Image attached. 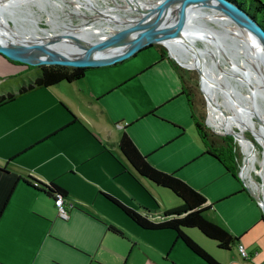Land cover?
Instances as JSON below:
<instances>
[{
    "label": "crops",
    "instance_id": "obj_1",
    "mask_svg": "<svg viewBox=\"0 0 264 264\" xmlns=\"http://www.w3.org/2000/svg\"><path fill=\"white\" fill-rule=\"evenodd\" d=\"M2 57L12 65L23 67V73L32 68ZM165 60H155L124 81H108L96 92L94 105L92 102L88 105L105 120L101 132L91 120L87 121L64 104L68 119H47L46 114L51 107L40 102L30 106L27 116L0 128V147L9 145L8 150L0 155V264H206L176 239L174 231L142 229L105 196L110 194L120 198L121 202L125 200L117 191L105 187L107 181L117 180L120 183L118 186L133 194H129L130 207L136 204L139 211L147 208L164 212L182 204L171 190L139 176L128 164L119 147L123 132L129 134L141 154L154 167L174 173L203 194L209 206L207 219L239 240L229 250H222L215 241L196 229L187 230L191 238L221 264H264V244L257 241L264 230H260V234L255 232L258 227L264 228V215L254 205L258 202L249 196L239 174L234 177L219 160L206 153L197 135L191 107L177 71L174 69L179 83L172 70L159 68ZM123 63L125 61L120 65ZM118 65L95 68L87 75ZM34 78L24 80L20 85ZM73 117L77 120L74 121ZM111 122L123 124L121 135L113 132ZM79 125L91 129L98 146L87 151L75 148L74 152L56 146L41 148L44 150H39L38 162L42 170L36 167L25 170L20 164L19 160L25 155ZM15 132L20 133L18 140L7 141ZM89 165L93 166V170L83 169V183L94 188L95 195L104 190L100 195L118 208L133 225H121L114 221L96 207V201L87 196L74 195L64 187V183L58 182L65 175H79V168ZM126 174L135 180L138 175L148 181L145 186L150 190V196L146 198L138 193L127 176L119 179ZM20 176L33 177L44 183L55 181L65 188L69 192V199L65 201L69 218L59 216L54 198L18 181ZM162 190L171 191L176 196L170 198L171 204L165 208L159 197L163 195ZM243 205L254 207L258 212L246 211ZM211 212L217 216L209 217ZM111 224L121 229L125 236L109 231L108 225ZM244 243L249 249L243 246ZM236 245L246 249L249 254L247 259L239 256Z\"/></svg>",
    "mask_w": 264,
    "mask_h": 264
},
{
    "label": "rangeland",
    "instance_id": "obj_2",
    "mask_svg": "<svg viewBox=\"0 0 264 264\" xmlns=\"http://www.w3.org/2000/svg\"><path fill=\"white\" fill-rule=\"evenodd\" d=\"M79 1L81 3L87 4L86 2H82L83 0H79ZM115 1L121 5L117 9H120V8L121 9L119 11L115 10L116 14L114 15L113 9H109L107 5L111 7H116ZM139 1H141L144 4L149 3V1L151 2V0H139ZM153 1L156 2L158 0H153ZM50 2L51 4L48 5V8L46 6L45 9H47V11L50 13L51 19H53L52 18L53 15H51L53 13L55 15L60 16L59 20H62L63 18H66V17L72 19V23L74 25H79L83 20H87V18H83L80 16V15L82 16L84 15L82 11L79 12L77 10H74L75 8L80 7L78 2L70 3V0H67L66 5H69L70 8L66 7L63 4V6H65L64 9H59L60 7L56 8L53 4V0H51ZM91 2L93 3V1ZM262 2L264 3V0H262ZM94 5L97 6V8L103 13L113 16V20L116 19L120 21V20H123L124 18H129V16H132V15L136 16V14L134 13H130L128 11L123 10V9H126V6L124 8L125 4L122 0H97V2ZM159 5H162V4H159ZM81 7L82 8L80 9L84 10L85 12L88 11L84 8V6H81ZM33 10L37 12L35 16L39 18L38 20L39 26L41 28H50V26L48 25L49 16H47L46 12L39 11L36 6L33 7ZM73 11L79 13L80 15L79 16L75 15L74 13H72ZM86 14L87 16H93V14L91 15L89 11ZM120 15H126V17L124 16L122 17ZM218 20H221V19H218ZM100 21L106 24L105 21L103 20H100ZM213 21L219 22L217 20H213ZM213 21L209 19L207 20V18L205 17V22L207 23V26L206 28H202L201 30L211 35L212 39H216L217 41H219L220 43L218 44L221 46V49L222 50L224 49V51L227 53V55L230 58V61H231L230 64L226 62L223 58H222V61L220 62L221 68L227 71V74H224V73L222 74L226 75L225 84H228L227 89H228L229 98L231 100H234L236 103H238L239 112H241L243 116L246 117V115H248L247 113L248 109L253 110L252 112L253 124L255 125L256 128L264 131V95H263L264 94V72H263L264 70L260 66L258 58L257 59L255 58L257 56L251 54L249 52L250 50H248L246 47L244 48L243 45L240 43L241 41L237 39L233 35V33L227 31L228 30L227 28H225L226 30L221 29ZM85 27H81V28H85ZM88 28H90V30L93 32L99 31L98 27L93 28L90 26H87L85 30H89ZM101 29L103 28H100V30ZM75 32L80 34L79 31H75ZM107 33L109 34L110 30H107ZM199 36L203 37L202 35H199ZM204 38H207L206 34ZM204 38H202L201 40L199 39L197 41L196 45L198 47L205 48L207 43L204 42ZM218 51L220 52V50ZM158 59H160L159 49L156 46L148 47L138 52L134 57L126 60L125 63L121 65L119 63L118 65L119 67H116V68L112 67L110 69L106 68V69H101L99 71L89 73L86 76V78H84L81 81L74 82L71 85L67 83H62L60 86H54V87L46 88V89H38L26 95L18 97L15 102L0 109V128L6 127L10 123V121H14L21 116H27L26 114L29 111L30 106L40 102V103H46L47 105L51 107V110L49 111V113L46 114L47 119H50L51 117H54L55 119L59 117L60 119H62V121L68 119L69 116L67 112L65 111L66 109L64 107V105H68L76 113L83 115L85 117L84 119H86L87 121L91 120V123L96 124V129L99 132H101L102 127L104 126L105 120L103 119L102 116H100L94 111L95 109L93 107L91 108L88 105L89 102H92L94 105L95 99H96V92H98L102 88V86H105L108 81L117 83V82L124 81L125 79H129L132 75H134L136 71H138L139 69H142V67H146V66L153 64L154 61ZM171 59L174 60L177 66H179V68L183 71L182 73L184 74L185 80L187 81V87L191 88L193 101L195 104V109H196L197 114L199 116L204 117L206 125L215 134L221 137L229 136L233 138L232 135L222 134L218 132L217 130H215L210 124L209 125L207 124L209 117H210V110H209V105L207 101L208 91H207V88L204 83L205 81H204L203 84L207 92L206 97H205L204 89L200 81V76H199L198 71L196 70L197 67L194 64L183 63L189 66V67H185V66L180 65L175 59L173 58ZM209 61H210V58H209ZM31 67L32 68L31 70H29V72L23 73L21 69L23 67L12 65L9 62H7L6 59L0 56V93L17 92L19 85L24 80L28 81V79L34 78L38 73V69H37V66H31ZM159 68H169L170 70L173 71L176 80L177 81L179 80L169 60H165ZM220 72L221 71L217 73L220 74ZM239 75H241L242 78L246 79L247 81L241 82L240 81L241 77L240 78L238 77ZM205 78L207 79V82H209L208 80L209 77L205 76ZM236 103L232 101L229 103H225L223 98L219 100L218 105L221 108L222 115L225 118L229 120H235V121L237 120L239 121L243 119V116L240 115L235 110ZM119 125L122 126L123 124H117L115 122H111V128L113 129V132H116L118 135H121L122 134L121 129L123 126L120 127ZM230 127L234 129V126L231 124H230ZM244 134L247 135L251 143L258 149L259 159L256 163V166L258 169H261V162L264 160V144H262L263 142H260V140L257 139L255 132L253 130L248 129L244 132ZM19 135L20 133L18 132L12 133L11 136L7 139V141L14 142L18 140ZM63 142H66V143H63ZM233 142L235 146L234 149L239 158V165L242 167L243 162L245 160V151L243 147L240 145L238 140L234 139ZM98 144L99 143L97 142L96 136L92 134L91 129L87 127L86 125H79V126H75L73 129H71L64 135H62V137L46 145H43L42 147L35 149L36 151L32 153L25 155L23 158L19 160V162L23 166V168H25V170L28 169V167H31V168L36 167L38 170H42L43 167L38 162L39 161L38 154L39 152H41L39 151L41 148L52 149L53 147L56 146L58 148L64 147V148H67L70 152H74L75 148L87 151L95 146H98ZM8 148H9V145L6 146L5 148L0 147V155H3V153L6 152ZM44 149H41V150H44ZM121 158L124 159L122 155H121ZM85 168L88 170H93V166L91 165L87 167H80L79 175H76V176H73L71 174L65 175L64 177L59 178L58 182L60 184L64 183L65 185L64 187H66L70 192L72 191L74 195L87 196L88 198H90L91 201H96V204H95L96 207L101 209L103 213H105L108 217H110L114 221L121 223V225H129V224L133 225V223L129 219H127V217H125V215L118 208L112 206L100 195V192H104V190L98 191V194L95 195V189L83 183V180L81 177H82V174L85 172L83 171V169ZM252 173H254L253 175L258 185L263 187L264 178L261 175H258L256 172H252ZM124 176H127V179L129 178L132 181L138 193L144 196H147L146 198L150 196L151 192L145 186V184H147L148 181L142 179L138 175H137V180H135L132 176H129L128 174L121 176L119 179H122ZM245 182L249 185L247 178ZM242 183L244 184L243 179H242ZM118 185H120V183L117 180L114 182L110 180L106 182L105 187L107 189L117 191V193H119L125 199L124 201L123 200L122 201L125 204L129 205V203H131L129 194L131 195L133 194L129 192L126 188L124 187L122 188ZM162 192H163V195L159 197L161 200V205L165 208L171 204L170 198H176V196L171 191L162 190ZM248 194L250 196V193ZM254 205L256 206L257 210L264 215V211L262 207L259 205V203H254ZM131 207L136 208L137 206L135 204L134 206H131ZM242 207L246 211H252V212L257 211L256 208L251 207L249 205H247L246 207L243 205ZM213 216H217V214L214 212H211V214H209V217H213ZM260 230H264V228L262 227L256 228L255 230L256 234L257 233L260 234L261 233ZM253 236L254 235L252 234L251 237ZM258 240L261 245L264 244V232L260 234V237L257 239V241ZM239 246L240 245H236L238 254L242 259H245L240 254ZM243 246L249 249L248 244L244 243ZM248 257H246V259Z\"/></svg>",
    "mask_w": 264,
    "mask_h": 264
},
{
    "label": "water",
    "instance_id": "obj_3",
    "mask_svg": "<svg viewBox=\"0 0 264 264\" xmlns=\"http://www.w3.org/2000/svg\"><path fill=\"white\" fill-rule=\"evenodd\" d=\"M122 1L125 4L124 6L127 7L123 10L134 13L136 16L132 15L133 17L124 18L120 21L113 20V16L100 11L91 0H83L82 2H86L94 12L93 16L83 15V18H87V20H83L79 25H74L72 19L66 17L58 21L56 19H59L60 16L52 13V18H56V22L50 19L48 24L50 28H39L40 34L34 31L31 34L28 25L16 24L10 17L9 11L5 9L6 6H10L14 7L17 12L25 14V16L26 14L30 15L29 12H25L28 7L22 6L26 1L0 0V55L30 66L61 65L99 68L117 65L134 57L138 52L148 47L162 45L167 49L171 58L175 59L180 65L187 67L173 55L167 42L177 43L182 48L188 47L190 49L191 46L200 48L196 43L202 37L194 35L195 40L191 41L192 43L188 39L191 34H195L198 30L207 26L205 17L200 19L195 13L205 14L212 11L214 14L224 15L230 21V24L236 25L241 31L247 33L250 36L252 48H255V43L261 46L263 53L260 54H263V56L259 55L258 61L264 70V28L234 1L163 0L164 3L159 6L145 5L139 0ZM115 5L116 7L120 6L116 1ZM36 7L39 9V6ZM66 7L70 8L69 5H66ZM84 8L88 9L87 6H84ZM72 13L79 15L75 11ZM100 20L105 21L106 24ZM55 23L60 24L57 25L59 27H54ZM215 23L221 29H225L224 23L226 22ZM109 24L111 26H108ZM84 26H86L83 28L84 30L87 26L103 29L93 33L90 31L80 34L75 32ZM107 30H110L109 34ZM182 30H184L183 35L181 34ZM233 35L238 39L239 35L234 33ZM217 43L220 42L217 41ZM220 52L223 59L230 64V58L224 49H220ZM197 71L203 86L201 72L198 69ZM223 86L228 91L227 86ZM207 124L209 125V122ZM230 135L237 140V132ZM241 170L245 172V160ZM244 184L250 195L264 211V195L257 194L245 181Z\"/></svg>",
    "mask_w": 264,
    "mask_h": 264
},
{
    "label": "trees",
    "instance_id": "obj_4",
    "mask_svg": "<svg viewBox=\"0 0 264 264\" xmlns=\"http://www.w3.org/2000/svg\"><path fill=\"white\" fill-rule=\"evenodd\" d=\"M231 1L239 4L242 9L253 16L264 28V3L262 0ZM154 46L159 49L160 59L169 60L181 79L183 93L188 98L197 135L206 153L219 160L228 172L234 177H237L241 166L239 165V158L234 149V139L229 136L221 137L212 132L206 125L204 117L199 116L196 112L191 88L187 87V81L182 73L183 71L171 59L165 47L162 45ZM17 63L22 64L20 62ZM37 68L38 74L36 78L20 85L17 92L0 93V108L34 90L49 88L60 83H73L82 80L88 72L95 69L91 67H67L61 65H42L37 66ZM73 118L74 121L77 120L75 117ZM119 147L128 164L139 176L150 180L157 186L171 190L181 199L182 204L164 212H155L147 208L139 211L124 204L110 194H105L107 199L142 229L151 231L172 230L176 234V239L181 241L193 254L206 264H221L187 233L189 229H196L208 239L215 241L217 246L222 250H229L239 240L225 228L207 219L206 211L209 209V206L204 195L177 177L174 173H166L154 167L147 160V157L141 154L127 132H123L119 141ZM18 181H22L28 187L55 200L59 197H62L64 201L69 199V192L55 181L44 183L36 178H26L24 176H20ZM108 229L114 234L125 236L124 232L115 225H108Z\"/></svg>",
    "mask_w": 264,
    "mask_h": 264
},
{
    "label": "bare ground",
    "instance_id": "obj_5",
    "mask_svg": "<svg viewBox=\"0 0 264 264\" xmlns=\"http://www.w3.org/2000/svg\"><path fill=\"white\" fill-rule=\"evenodd\" d=\"M25 1H26V3L22 6L28 7V9H26L25 12H29L30 15L26 14V16H25V14L23 15V14L17 12V10H15L14 7H10V6H6L5 9L9 11L10 17L13 19V21L16 24L21 23L23 26H25V24H26V25H28V27H30L31 32H29V33L32 34L34 31V32L40 34V31H38L39 28H41L39 26V21H38L39 18L35 16V14L37 12L33 10V7H35V5H36V6H39V9H38L39 11H41V12L46 11L47 16H49L48 19L50 21V19H51L50 13L45 8H46V6L48 8V5L51 4V2H50L51 0H25ZM64 1L53 0V4L56 8L60 7L59 9H64V7L66 6L67 0H64ZM91 1H93V4H95L97 2V0H91ZM71 2L72 3L78 2L80 7L75 8L74 10H77L79 12L82 11L87 16L86 13L88 11L85 12L84 10L80 9V8H82L81 6H87V8L90 9L87 4L81 3L79 0H70V3ZM163 3H164L163 0H158L156 2L151 0V2L149 1V3H147L145 5L158 6L159 4H163ZM63 4L65 6H63ZM120 6L111 7V6L107 5V7L109 9H113L114 15L116 14L115 10L119 11L121 9V8L117 9ZM124 8H125V6H124ZM88 9H86V10H88ZM89 12L91 15L94 14V12L92 10H89ZM197 13L198 14L195 13V15L198 16V18H200V19H201V17H206L209 20H217V21L223 22V23L226 22V23H224V25H225V28L228 29L227 31L239 35L238 39L241 41L240 43L243 45L244 48L246 47L248 50H250L249 52L251 54L257 56V57H255L256 59L258 58L259 55L263 56V54H260L261 52L263 53L261 46H259L257 43H255L256 49L252 48L251 47L252 45L250 44V36L247 33L241 31L236 25H234L232 23L230 24L229 23L230 21L227 20V17H225L224 15L214 14V13H212V11H208L205 14H203V13L200 14V12H197ZM80 16H82V15H80ZM120 16L126 17V15H120ZM82 17H84V16H82ZM130 17H133V16H129V18ZM218 19H221V20H218ZM57 25H60V24L55 23L54 27H56ZM108 26H110V25H108ZM57 27H59V26H57ZM90 27H92V26H90ZM93 28H95V27L93 26ZM98 28L100 30L101 27H98ZM106 28H108V27L106 26ZM88 29L89 30H84L83 28L80 27L79 32L80 33H86L88 31H90L91 33H93V31H91L90 28H88ZM94 32H99V31H94ZM204 33H205L204 31L198 30L195 34H191L188 37V39L191 42V41L195 40L194 35L196 37L199 35H202L203 36L202 38H204V36L206 34L207 38H204V42H206L207 45L205 46V48H195V47L191 46V48L188 49V47H186V46H185L186 48H182V46L178 45L177 43L174 44V43H168L167 42V44L170 47L173 55H175V57L180 62H182V64L183 63L194 64L198 68V70L201 72L202 81L203 82L205 81L204 83H205V86H206L207 91H208V100L207 101H208L209 110H210V117H209L208 122L215 130H217L218 132H220L222 134H234L235 132H237V134H238L237 140L239 141L240 145L243 147V149L245 151V172L243 175L247 178L249 185L251 186L252 190L261 196L262 194H264V186L262 187V186L258 185V183H257V181L253 175L254 173H252V172H256L258 175H261L264 178V160L261 162V169H258L256 166V163L259 159L258 158V149H257V147H255L251 143V141L249 140L247 135L244 134V132L248 129L253 130L255 132L257 139L260 140V142H263L262 144H264V131L256 128L255 125L253 124V117H252L253 110L248 109V111H247L248 115H246V117H245L241 114V112H239L238 103H236L234 100H231L229 98L228 91L223 86V85L228 86V84H225L226 75H224V74H227V71H225L223 68H221V64H220V62L222 61L223 55L218 50L221 49V46L217 43L216 39H212L211 35H209L207 33L204 34ZM181 34L182 35L184 34V30H182ZM181 45H183V44H181ZM190 45H192V44H190ZM249 45H250V47H249ZM209 58H210V61H209ZM183 65H185V64H183ZM187 67H189V66H187ZM197 68H196V70H197ZM219 71H221L220 74L217 73ZM222 73H224V74H222ZM204 75L209 77V79H208L209 82H207V79L205 78ZM238 77L239 78L241 77V80L239 79L241 82L247 81L246 79L242 78L241 75H239ZM205 86L203 84V88L205 89V95H206L207 92H206ZM231 88H233V87H231ZM221 98H223L225 103H229L231 101L236 103L235 104V110L240 115L243 116V119L239 120V121L238 120L235 121V120H229V119L225 118L222 115L221 108L218 105L219 100ZM230 124L234 126V129L230 127Z\"/></svg>",
    "mask_w": 264,
    "mask_h": 264
},
{
    "label": "built area",
    "instance_id": "obj_6",
    "mask_svg": "<svg viewBox=\"0 0 264 264\" xmlns=\"http://www.w3.org/2000/svg\"><path fill=\"white\" fill-rule=\"evenodd\" d=\"M121 127V125H119ZM242 167H240L239 170V176L240 178H242L244 181L246 180V177L243 175L244 172L241 170ZM55 205L57 207L59 216L63 219H68L69 218V212L67 210V208L65 207V201L63 200L62 197H59L58 199L55 200ZM239 251L242 257L246 258L249 256L248 252L246 251V249L240 245L239 246Z\"/></svg>",
    "mask_w": 264,
    "mask_h": 264
},
{
    "label": "flooded vegetation",
    "instance_id": "obj_7",
    "mask_svg": "<svg viewBox=\"0 0 264 264\" xmlns=\"http://www.w3.org/2000/svg\"><path fill=\"white\" fill-rule=\"evenodd\" d=\"M91 10V9H90ZM89 11V10H88ZM76 15V14H75ZM94 15V14H93ZM77 16H79V15H77ZM82 17V16H81ZM56 20H58V21H60L59 19H56ZM14 63L16 64L17 62L16 61H14Z\"/></svg>",
    "mask_w": 264,
    "mask_h": 264
}]
</instances>
